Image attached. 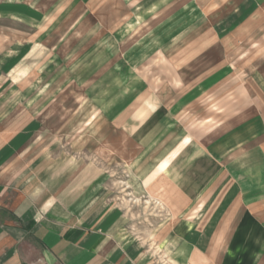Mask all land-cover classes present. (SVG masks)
Listing matches in <instances>:
<instances>
[{"label":"crops","instance_id":"crops-1","mask_svg":"<svg viewBox=\"0 0 264 264\" xmlns=\"http://www.w3.org/2000/svg\"><path fill=\"white\" fill-rule=\"evenodd\" d=\"M145 6L123 24L137 13L109 0H0V65L9 47L60 64L22 109L72 88L70 110L96 113L67 144L76 115L0 123V264H264V0ZM74 61L95 65L70 76ZM120 163L169 210L148 241L119 203Z\"/></svg>","mask_w":264,"mask_h":264},{"label":"rangeland","instance_id":"rangeland-1","mask_svg":"<svg viewBox=\"0 0 264 264\" xmlns=\"http://www.w3.org/2000/svg\"><path fill=\"white\" fill-rule=\"evenodd\" d=\"M150 1L151 0H109L110 3L115 4L117 14H121L124 11L129 12L131 8L130 6H132L131 13H137L136 16H125L123 24L125 21H128L129 17H132V19L145 17L144 14L147 10L145 8H148L145 4ZM71 6L73 5L71 4ZM40 49L42 50V48ZM84 50V53L82 52V55L80 56L81 58L82 56L92 54L89 47ZM41 53L42 51L39 50L36 54V60L40 62H33L34 58L27 57L29 54L27 48L18 49L9 47L4 53V57L2 59L3 65H0V123L4 122L5 126H7L19 118L21 124H24L22 128L25 127L24 129H26L28 128L26 126L29 122L41 124L38 122H43V120L47 119L45 121L48 122L50 128L52 127L51 130L56 131L55 129H60L61 114L64 120L70 114L76 115L80 119L79 122H77L74 128L71 127V125H67L66 133L68 134L59 136L58 139L59 143L60 141L64 142V144L66 141L70 143L85 129L87 124L91 123L93 118L96 116V113L94 114L90 112V107L86 101L79 100L80 103L77 109L73 112L70 110L72 105H75L73 99H76L78 96L75 90L69 88L66 93L59 96L58 100L54 101L50 111L36 110L33 111L32 114H29L26 109H22L23 107L27 108L29 105V99H31V102L34 99H39L40 102L43 101L44 96L42 95H28V87H42L44 84V72H53L54 69H57L60 65L58 62H45V57L48 58L49 56L47 55L44 57ZM72 54H74V52ZM92 55L96 56L98 53ZM92 64L93 63L90 62H69L68 74L71 76V74L75 72L80 73L83 72V70L88 71L90 70L88 69L89 67L95 65ZM19 66L21 68L18 71L17 68H19ZM29 78L31 80H29ZM70 81L72 80H69V83ZM19 86H21V89H19ZM63 106L68 108L67 112L60 111V108ZM18 107L21 109L14 113L16 115L13 116V110ZM190 121L194 122V118ZM9 128L11 129V127ZM36 128L38 129L39 126L37 125ZM67 148H71L70 144ZM164 163L158 167L159 172H161V168L165 165ZM112 168L114 170V178L116 180L115 190L119 197V203L132 217V231L137 239L143 237L148 241L154 235L153 231H155V227L158 225L157 220L161 222V218H166L169 210L160 196L158 201L155 193L147 192L144 189L143 176L139 173V168H135L133 165H129L127 163L114 164Z\"/></svg>","mask_w":264,"mask_h":264}]
</instances>
